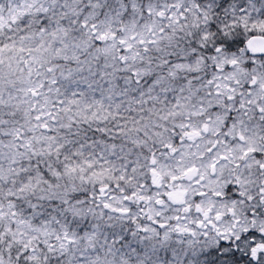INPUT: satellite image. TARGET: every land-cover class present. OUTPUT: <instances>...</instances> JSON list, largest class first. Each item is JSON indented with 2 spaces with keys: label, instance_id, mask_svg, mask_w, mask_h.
I'll return each mask as SVG.
<instances>
[{
  "label": "snow or ice",
  "instance_id": "snow-or-ice-1",
  "mask_svg": "<svg viewBox=\"0 0 264 264\" xmlns=\"http://www.w3.org/2000/svg\"><path fill=\"white\" fill-rule=\"evenodd\" d=\"M0 264H264V0H0Z\"/></svg>",
  "mask_w": 264,
  "mask_h": 264
}]
</instances>
